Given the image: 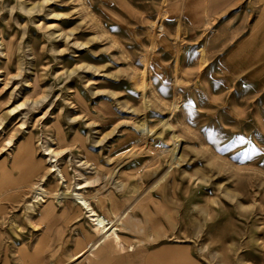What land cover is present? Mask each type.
<instances>
[{
	"label": "rangeland",
	"instance_id": "1",
	"mask_svg": "<svg viewBox=\"0 0 264 264\" xmlns=\"http://www.w3.org/2000/svg\"><path fill=\"white\" fill-rule=\"evenodd\" d=\"M247 10V0H0V264H90L75 260L94 243L88 214L67 208L76 193L109 221L127 215L133 251L98 249V262L168 249L192 264H264V89L249 119ZM29 136L41 169L24 182L8 170ZM45 143L64 153L65 187L48 174ZM175 144L169 168L158 150Z\"/></svg>",
	"mask_w": 264,
	"mask_h": 264
},
{
	"label": "bare ground",
	"instance_id": "2",
	"mask_svg": "<svg viewBox=\"0 0 264 264\" xmlns=\"http://www.w3.org/2000/svg\"><path fill=\"white\" fill-rule=\"evenodd\" d=\"M24 14H27V12L24 11ZM7 86H8L7 81H4V87ZM24 105L22 104L9 111L6 115V119H10V117L14 118L16 115H18L19 114L18 110L21 109ZM1 125L2 122H0V127ZM19 125H20L18 128L19 130H27V128H25L26 122L23 123L20 122ZM31 139L32 137L29 136V138L26 141L20 143L18 147H16L17 148L16 152L11 157L12 160L10 163V168L8 170L9 172L11 170H16L20 172L21 180L24 182L28 181L31 177L36 175L41 169V164L34 160ZM12 141L13 139L11 138L7 140V142L6 141L5 142L7 146H12ZM170 141L171 140H169L168 142ZM42 148H43L44 156L49 157L48 163L50 164L51 167L48 170V174H56V178L60 180L58 185L65 187L68 182L66 178L62 175V171H60L57 168V163L59 161L57 159H59L64 153L53 150L51 145H49L48 143H45V146H43ZM170 153L172 156V161L168 163L167 166L169 168H172L180 161L179 156L181 153V149L178 147V145L175 144L174 147L168 151L161 149L158 150L159 157L163 156L164 154L168 155ZM153 162L154 164L157 165L159 164V159L154 158ZM82 165L87 166L86 163H83ZM46 175L43 178H45ZM8 176L9 175L8 172H6V167H4V170L1 173V177L4 180ZM85 188H87V184L77 185L76 192H80ZM50 195H51L50 191H44L42 189V192L37 194V199L39 198L41 199V204H47V202L43 200L44 198L43 196L50 199L49 198ZM59 200H60L59 203H62L63 199L61 198ZM74 200H75L74 202L68 203L69 205H67V208L70 207L71 209L73 210L76 209L78 211L83 210L88 214L87 218L93 224V227L91 228L90 232H85V234L86 236H88L90 240H94V243L84 253L82 254L79 253L78 256L75 258V260L82 258L84 255H88V257L93 258L90 261V264H107V263L98 262L100 258L96 253V250L98 249L101 250L104 253V255H108L111 252L112 253L116 252L119 255H123L126 253V250L130 252L133 251V247H128V249L125 248V242L123 237L121 236L122 230L130 231L128 229L120 228L121 226H124L123 221L125 222L127 221L126 219L127 215L125 216L126 213L109 221L101 217L96 211H94V209L91 207L89 203V200L86 197H84L81 193H76L74 195ZM37 203L40 204V201H38ZM54 206L55 205L53 204V202H49L48 205L44 206L43 210H41V219L50 220L55 210ZM35 208L36 207L33 204H31L28 208V211L35 212ZM139 244H142V242H140ZM142 254L143 251L140 250L136 252L135 255L128 256V258H132V260L126 259V257L122 258V260L123 262L128 260L127 262L128 264H192L186 252L182 250L163 249L156 253L151 254L148 258H145ZM38 260L39 258L35 259V261Z\"/></svg>",
	"mask_w": 264,
	"mask_h": 264
},
{
	"label": "crops",
	"instance_id": "3",
	"mask_svg": "<svg viewBox=\"0 0 264 264\" xmlns=\"http://www.w3.org/2000/svg\"><path fill=\"white\" fill-rule=\"evenodd\" d=\"M247 7L248 62L246 84L248 92V117L252 119V109L254 107L255 111L256 108L255 100L252 103V96L255 99V95L258 91H261V87L264 89V0H247ZM252 45L254 48H252ZM261 79L263 81L262 86ZM259 105L264 109V95Z\"/></svg>",
	"mask_w": 264,
	"mask_h": 264
}]
</instances>
